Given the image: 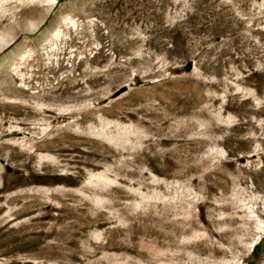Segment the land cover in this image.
<instances>
[{
  "label": "rangeland",
  "instance_id": "rangeland-1",
  "mask_svg": "<svg viewBox=\"0 0 264 264\" xmlns=\"http://www.w3.org/2000/svg\"><path fill=\"white\" fill-rule=\"evenodd\" d=\"M0 264H264V0H0Z\"/></svg>",
  "mask_w": 264,
  "mask_h": 264
},
{
  "label": "bare ground",
  "instance_id": "bare-ground-1",
  "mask_svg": "<svg viewBox=\"0 0 264 264\" xmlns=\"http://www.w3.org/2000/svg\"><path fill=\"white\" fill-rule=\"evenodd\" d=\"M33 27H34V25H33ZM258 237H259V236H258ZM255 241H256V240H255ZM255 241H254V242H255ZM253 244H254V243H253Z\"/></svg>",
  "mask_w": 264,
  "mask_h": 264
}]
</instances>
